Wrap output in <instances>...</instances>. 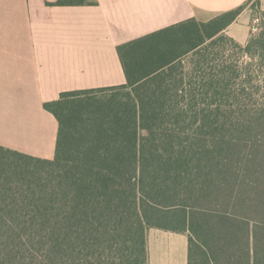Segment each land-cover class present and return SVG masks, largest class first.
<instances>
[{
	"label": "trees",
	"instance_id": "obj_1",
	"mask_svg": "<svg viewBox=\"0 0 264 264\" xmlns=\"http://www.w3.org/2000/svg\"><path fill=\"white\" fill-rule=\"evenodd\" d=\"M243 9L120 44L125 84L46 102L54 158L0 145V264H150L151 229L187 235L188 264H264V30L229 36Z\"/></svg>",
	"mask_w": 264,
	"mask_h": 264
},
{
	"label": "crops",
	"instance_id": "obj_2",
	"mask_svg": "<svg viewBox=\"0 0 264 264\" xmlns=\"http://www.w3.org/2000/svg\"><path fill=\"white\" fill-rule=\"evenodd\" d=\"M56 1L0 0V145L47 159L55 156L59 121L44 104L66 91L125 84L120 44L240 6L226 33L246 44L256 29L254 9L245 6L249 0L49 4ZM148 249L150 264H188L185 234L151 229Z\"/></svg>",
	"mask_w": 264,
	"mask_h": 264
},
{
	"label": "rangeland",
	"instance_id": "obj_3",
	"mask_svg": "<svg viewBox=\"0 0 264 264\" xmlns=\"http://www.w3.org/2000/svg\"><path fill=\"white\" fill-rule=\"evenodd\" d=\"M260 5V0H249L247 4H245V6H251L254 9V16L255 18L257 17L256 19H258V21H255V28H257L254 30L255 34H258L262 30H264V11L261 10Z\"/></svg>",
	"mask_w": 264,
	"mask_h": 264
},
{
	"label": "built area",
	"instance_id": "obj_4",
	"mask_svg": "<svg viewBox=\"0 0 264 264\" xmlns=\"http://www.w3.org/2000/svg\"><path fill=\"white\" fill-rule=\"evenodd\" d=\"M255 21H258V19H256ZM257 29V28H256Z\"/></svg>",
	"mask_w": 264,
	"mask_h": 264
}]
</instances>
